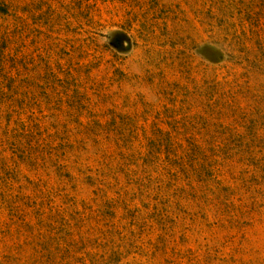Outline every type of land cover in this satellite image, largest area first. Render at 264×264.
Wrapping results in <instances>:
<instances>
[{
    "label": "rangeland",
    "instance_id": "374dc122",
    "mask_svg": "<svg viewBox=\"0 0 264 264\" xmlns=\"http://www.w3.org/2000/svg\"><path fill=\"white\" fill-rule=\"evenodd\" d=\"M0 264H264V0H0Z\"/></svg>",
    "mask_w": 264,
    "mask_h": 264
}]
</instances>
